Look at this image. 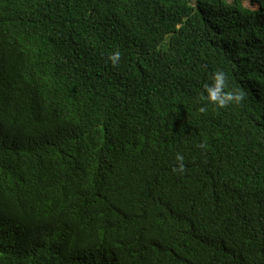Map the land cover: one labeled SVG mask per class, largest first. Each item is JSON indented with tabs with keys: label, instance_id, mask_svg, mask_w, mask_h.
<instances>
[{
	"label": "trees",
	"instance_id": "1",
	"mask_svg": "<svg viewBox=\"0 0 264 264\" xmlns=\"http://www.w3.org/2000/svg\"><path fill=\"white\" fill-rule=\"evenodd\" d=\"M241 1L0 0V264H264V0ZM217 71L241 104L203 101Z\"/></svg>",
	"mask_w": 264,
	"mask_h": 264
},
{
	"label": "clouds",
	"instance_id": "2",
	"mask_svg": "<svg viewBox=\"0 0 264 264\" xmlns=\"http://www.w3.org/2000/svg\"><path fill=\"white\" fill-rule=\"evenodd\" d=\"M120 53L116 52L109 57L113 65H116L119 61ZM211 82L204 86L203 101L214 105L218 109H224L230 105L241 104L245 97L244 94L239 91L229 90L227 85V77L223 71L215 72L211 78ZM202 112L205 108L200 109ZM184 157L179 153L176 155V160L182 162ZM173 171H179L183 173L184 165L180 163L178 168H174Z\"/></svg>",
	"mask_w": 264,
	"mask_h": 264
},
{
	"label": "rangeland",
	"instance_id": "3",
	"mask_svg": "<svg viewBox=\"0 0 264 264\" xmlns=\"http://www.w3.org/2000/svg\"><path fill=\"white\" fill-rule=\"evenodd\" d=\"M229 3L233 2V0H227ZM238 3H240L241 5L249 8V9H256V7L254 5H251V3L249 1H241V0H237Z\"/></svg>",
	"mask_w": 264,
	"mask_h": 264
}]
</instances>
